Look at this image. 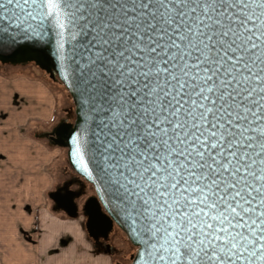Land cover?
<instances>
[{
    "label": "snow or ice",
    "instance_id": "6c2138e0",
    "mask_svg": "<svg viewBox=\"0 0 264 264\" xmlns=\"http://www.w3.org/2000/svg\"><path fill=\"white\" fill-rule=\"evenodd\" d=\"M6 2L20 6V0ZM44 3L52 15L68 0ZM69 6L81 10L99 45L90 63L127 104L124 129L107 149L127 155L124 167L144 183L128 182L140 192L154 186L152 199L170 198L162 214L173 220L172 231L165 229L170 255L153 259L264 264V168L253 171L264 165V143L255 158L247 151L259 139L248 133L264 137V67L253 71L257 60L264 64V0H76ZM0 10L10 11L3 2ZM254 121L258 129L245 126Z\"/></svg>",
    "mask_w": 264,
    "mask_h": 264
},
{
    "label": "water",
    "instance_id": "95a60500",
    "mask_svg": "<svg viewBox=\"0 0 264 264\" xmlns=\"http://www.w3.org/2000/svg\"><path fill=\"white\" fill-rule=\"evenodd\" d=\"M0 2L10 9L6 14L0 10V14L7 17L0 20V63H34L50 78L58 79L73 101V121L61 119L41 136L48 138L53 145L65 148L70 167L94 189L95 194L87 197L82 206L88 235L107 236L115 225L136 247L130 264H164L154 260L153 256L170 255L165 251L171 248L165 229L172 231L170 225L173 220L171 214L162 218V214L169 211L164 199L170 202V198L152 199L154 186L140 192L128 182L134 180L142 186L144 183L124 167L127 155L122 158L120 151L107 149V144L112 143L113 138L124 129L127 104L118 100L120 94L116 91L117 86L111 85L108 76L90 63L92 53L99 49V45L91 40V33H87L84 21L80 19L81 10L69 6L76 0H68L67 4H62L60 12L52 15L47 14L48 7L44 0H36V3L29 0L28 4L20 0V6L8 5L6 0ZM164 11L161 9V12ZM88 40L91 41V51ZM261 50L264 51V46ZM261 59L264 60V56ZM260 67H264V64L257 60L253 71L259 74ZM251 86L259 90L260 84L254 81ZM124 99L130 102L129 97L125 96ZM249 119L252 117L249 116ZM259 123L254 121L245 126L258 129ZM248 134L259 137L252 141L253 148L247 149L255 158L264 137L260 136L259 130ZM161 153L166 154V149L161 148ZM260 168H264V165H254L253 171L261 174ZM249 180L252 181V178L249 177ZM49 197L57 209H62L68 217H76L73 191L63 194L59 190L52 191ZM179 219L177 216L176 220ZM154 225L160 228L159 232L155 231ZM241 264L244 262L241 261Z\"/></svg>",
    "mask_w": 264,
    "mask_h": 264
},
{
    "label": "crops",
    "instance_id": "0c3cea01",
    "mask_svg": "<svg viewBox=\"0 0 264 264\" xmlns=\"http://www.w3.org/2000/svg\"><path fill=\"white\" fill-rule=\"evenodd\" d=\"M63 96L26 65L0 67V264H111L49 197L60 149L41 134L63 119Z\"/></svg>",
    "mask_w": 264,
    "mask_h": 264
},
{
    "label": "rangeland",
    "instance_id": "374dc122",
    "mask_svg": "<svg viewBox=\"0 0 264 264\" xmlns=\"http://www.w3.org/2000/svg\"><path fill=\"white\" fill-rule=\"evenodd\" d=\"M23 65L28 66L31 68V70H34L35 72L39 73L43 78H45L49 83L53 84L57 89L61 91V93L64 94V96L61 98L62 102V116L63 119L66 121H73L74 119V104L73 101L68 93V91L65 89L63 84L59 80H53L49 77V75L41 70L39 67H37L34 63H25ZM0 67H2V63H0ZM50 78V79H49ZM60 153L58 159L55 160L53 164L50 166V171L53 175L54 181L58 185H62L67 183H71L72 186L78 188V183H81L83 185L82 193L76 197L75 202L77 205V215L76 217L80 218V224H81V230L86 236V238L91 242V244H94L92 239L88 236L86 230H85V215L82 211V206L85 201V199L91 195H94V189L93 187L86 182L82 177L77 175L74 170L70 167L68 164L67 158H66V149L63 147H59ZM56 188V187H55ZM49 201H51L49 199ZM61 215H65L64 212H62L59 209H56ZM73 217V218H76ZM104 241L100 240V244H94L95 250L101 253L106 254V251L102 249V244ZM107 242L110 243V247L112 248V254L107 253L110 258L111 264H130L131 260L129 259V254H134L136 251V247L132 245L125 234L117 227L114 226L113 231L111 232L110 238L107 240ZM102 243V244H101Z\"/></svg>",
    "mask_w": 264,
    "mask_h": 264
},
{
    "label": "flooded vegetation",
    "instance_id": "af4514ba",
    "mask_svg": "<svg viewBox=\"0 0 264 264\" xmlns=\"http://www.w3.org/2000/svg\"><path fill=\"white\" fill-rule=\"evenodd\" d=\"M74 181H76V183H78V188H76L75 186L73 187L71 183H67L66 182L65 184L56 186V188L53 191H58L59 190L62 194L63 193H66V192H69V191H73L74 192V201H75L76 197H78V195H80L82 193L83 185L81 183L77 182V180H74ZM59 210H61L62 212H64L62 209H59ZM77 212H78V209H77ZM85 221H86V216H85ZM114 226L115 225H113L112 229L108 232L107 236H104L102 234H98L96 237H93V236L88 235L92 239V241H93L94 244L99 245L100 244L99 243L100 240L101 241H104L103 244L101 243L102 244V249L105 250L106 253H110L111 252L110 254H112V248L110 247V243L107 242V240L110 238V235H111V232L114 229ZM131 255L132 254H129V259L130 260H131Z\"/></svg>",
    "mask_w": 264,
    "mask_h": 264
},
{
    "label": "trees",
    "instance_id": "16d2710c",
    "mask_svg": "<svg viewBox=\"0 0 264 264\" xmlns=\"http://www.w3.org/2000/svg\"><path fill=\"white\" fill-rule=\"evenodd\" d=\"M50 79V78H49ZM53 80H58V79H53Z\"/></svg>",
    "mask_w": 264,
    "mask_h": 264
}]
</instances>
